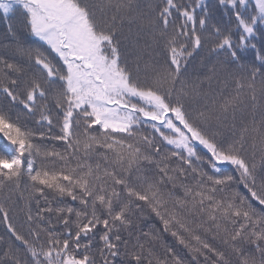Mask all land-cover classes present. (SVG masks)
Listing matches in <instances>:
<instances>
[{"label": "snow or ice", "instance_id": "snow-or-ice-1", "mask_svg": "<svg viewBox=\"0 0 264 264\" xmlns=\"http://www.w3.org/2000/svg\"><path fill=\"white\" fill-rule=\"evenodd\" d=\"M0 264H264V0H0Z\"/></svg>", "mask_w": 264, "mask_h": 264}, {"label": "trees", "instance_id": "trees-1", "mask_svg": "<svg viewBox=\"0 0 264 264\" xmlns=\"http://www.w3.org/2000/svg\"><path fill=\"white\" fill-rule=\"evenodd\" d=\"M2 231H3V230H2V229H0V234H2Z\"/></svg>", "mask_w": 264, "mask_h": 264}]
</instances>
